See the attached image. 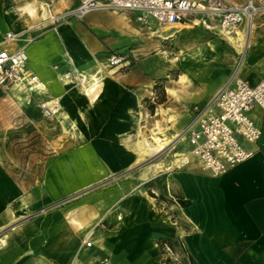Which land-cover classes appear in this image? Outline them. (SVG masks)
Masks as SVG:
<instances>
[{
	"label": "crops",
	"instance_id": "crops-1",
	"mask_svg": "<svg viewBox=\"0 0 264 264\" xmlns=\"http://www.w3.org/2000/svg\"><path fill=\"white\" fill-rule=\"evenodd\" d=\"M70 2L72 8L78 4V0ZM0 14V41L9 30L32 38L25 45L27 68L39 84H45L39 97L49 99L65 91L61 113L65 117L68 111L67 117L83 135L81 141L49 159L38 199L31 190L14 204L20 187L0 164V264H102L104 258L116 264H264V109L259 107L250 111L261 129L259 139L255 143L241 139L254 150L253 155L219 176L204 171L192 155L179 168L175 167L177 157L162 159L164 169L152 173L156 174L153 180L149 174L125 177L10 227L24 208H34L138 162L127 135L139 125L136 107L148 79L136 65L127 71L119 65L105 70L100 61L101 52L126 45L140 33L143 23L134 12L90 11L53 27H43L44 20L37 19L20 27L15 21L8 23L1 10ZM182 23L163 25L150 18L146 24L161 29L163 37H172L174 50L185 62V70L166 85L175 103L166 106L171 110L165 112L177 128L191 119L195 104L205 103L225 83L237 52L217 28ZM241 34L238 30L239 38ZM23 43L11 41L3 46L15 49ZM74 68L84 75L85 83L94 75L100 82L91 106L75 86ZM239 73L250 84L264 77V14L255 17ZM2 93L17 99L36 95L13 85L0 86ZM186 143L173 155L187 154L190 144ZM164 242L172 255L164 250Z\"/></svg>",
	"mask_w": 264,
	"mask_h": 264
},
{
	"label": "rangeland",
	"instance_id": "rangeland-1",
	"mask_svg": "<svg viewBox=\"0 0 264 264\" xmlns=\"http://www.w3.org/2000/svg\"><path fill=\"white\" fill-rule=\"evenodd\" d=\"M70 1L2 0L0 10L3 4H7L3 6L15 7L19 13V18L14 23L20 25V27L29 24L32 19L42 21L45 19L44 17L48 18L52 14L58 15L55 19L50 18V20L42 21L45 24L43 27H53L59 22L67 21L70 18H79L67 16L66 14L62 15L67 10L72 9ZM227 1L239 3L245 0ZM30 4L34 8L33 15H29L26 12ZM23 8L25 12H22ZM44 10L47 12L46 15H42ZM96 11L102 10H92L91 13H96ZM2 22L3 19L0 14V23ZM140 25V33L136 34V36L133 35L129 43L101 52L100 61L105 65V70H110L119 65L120 69L127 71L130 67L136 65L139 71L147 76L148 83L144 88V97L136 107L139 125L131 133L135 134L141 128L143 135L149 139L154 132L157 133V136L160 135V138L162 137L164 141H167V145L158 154L165 161H169L177 157L173 153L181 150L188 141L185 131L191 119L183 126L177 128L170 121L172 117L167 116L165 112L171 110V108H167L166 106H171L172 102H174L169 97L166 85L170 83L172 77L177 76L185 70L183 67L185 62L181 58L182 56H180L181 53L174 50L175 44L172 37H163L165 35L161 29L152 28L146 24ZM218 35L221 36L219 33ZM141 39L143 41H140ZM238 49L237 47L236 59ZM113 53H121L125 56L122 63H109L108 58ZM74 73L76 75L74 78L75 86L82 91V81L79 80V74L82 78H84V75L77 68H74ZM66 78L70 79V77ZM41 90V88L35 89L33 91L36 92V95L20 99L12 98L5 93L0 94V164L12 174L14 182L20 187V195L12 199L14 204L20 199L21 194H26L31 190L32 192L34 191L33 194L38 199L39 186L42 183L44 168L47 166L46 164L49 159L83 139L80 130L76 129L78 126L70 117H64L61 113L62 107L53 116L47 117L42 114L39 102L47 99L39 97L38 92ZM150 160V157L138 160V162L125 169L104 175L86 187L60 197L48 199L34 208H24L19 219L10 225V227L16 226L21 222L36 219L99 188L116 184L125 177L137 179L138 176L143 174L142 172L150 163ZM155 173H161V171ZM150 175L153 174L150 172L148 177ZM155 175L152 176V180L155 179ZM184 264L186 263L184 262Z\"/></svg>",
	"mask_w": 264,
	"mask_h": 264
},
{
	"label": "built area",
	"instance_id": "built-area-1",
	"mask_svg": "<svg viewBox=\"0 0 264 264\" xmlns=\"http://www.w3.org/2000/svg\"><path fill=\"white\" fill-rule=\"evenodd\" d=\"M92 10L131 11L143 24H147L150 18L160 24L188 22L207 29L217 28L222 37L236 39L238 55L228 79L205 103L193 106L185 135L190 144L189 153L204 171L215 176L253 155L254 150L246 148L241 139L255 143L261 135V129L251 118L250 111L254 107L264 109V77L250 84L240 76L239 70L250 47L255 17L264 13V0L239 3L227 0H78L75 7L62 15L81 18ZM238 30L242 32L241 38L238 37ZM31 39L24 37L22 31L9 30L5 33L0 41V86L13 85L28 91L40 88L36 74L27 68L25 45ZM20 40L24 43L15 49L3 46L4 42ZM124 59L121 53H113L108 58L110 64L122 63ZM79 80L82 81L80 74ZM39 107L47 117L60 109L53 98L40 101ZM188 162L186 156H181L175 167ZM84 243L91 245L90 240ZM163 247L166 253L172 255L169 244L164 242ZM102 264L116 263L104 258Z\"/></svg>",
	"mask_w": 264,
	"mask_h": 264
},
{
	"label": "bare ground",
	"instance_id": "bare-ground-1",
	"mask_svg": "<svg viewBox=\"0 0 264 264\" xmlns=\"http://www.w3.org/2000/svg\"><path fill=\"white\" fill-rule=\"evenodd\" d=\"M29 4V3H27ZM26 6V5H25ZM29 6V5H27ZM20 9V8H19ZM33 7L30 6L27 8V11L29 13V15H33ZM43 9V8H42ZM23 11L22 12H25L24 8L22 9ZM1 12L3 14V17L5 18V20L8 22V23H11V22H14L16 21L18 18H19V13L17 12V9H15V7L13 8L12 6H2V9H1ZM67 12V11H66ZM21 13V12H20ZM21 15V14H20ZM43 15H45V11H43ZM56 16L58 15H50L48 18L45 17L44 21L47 19L50 20V18H57ZM180 24H184V23H180ZM180 24H174L173 26H177V25H180ZM165 25V24H164ZM172 26V27H173ZM171 27V26H170ZM55 29V28H54ZM171 35V34H170ZM242 35V34H241ZM240 35V36H241ZM168 37V36H167ZM242 37V36H241ZM240 37V38H241ZM227 39L232 43L233 46L235 47H238V45L236 44V39H234L233 37H227ZM238 39V37H237ZM8 44L10 42H7ZM6 42L3 43V45H6L7 44ZM239 48V47H238ZM199 49V48H198ZM201 50V49H200ZM194 51V50H193ZM192 52V51H191ZM70 58V56H69ZM72 58V57H71ZM70 62V61H69ZM74 63V62H73ZM243 69V68H242ZM241 74V73H240ZM68 80V79H67ZM70 81V80H69ZM87 81V80H86ZM40 87L42 86H45L44 83H41L39 84ZM100 85V82L98 81V79L95 77V75L91 78V81L89 84L85 83V80L82 78V94L85 95L87 98H88V105L91 106L94 102V99H96L98 97V94H97V89ZM19 89V88H18ZM65 92V91H64ZM63 92V93H64ZM62 93V94H63ZM62 94L54 97L53 99L55 100V102H57L60 107H61V101H60V98L62 96ZM80 112V111H79ZM69 114L68 111L65 112V117H67ZM82 116V115H81ZM74 120V119H73ZM139 127V126H138ZM134 134V133H133ZM160 136V135H159ZM159 136H157V133H153L151 135V138H147L146 136L143 135L142 133V130L141 128H139L137 130V132L132 135V134H128L127 135V139L130 138V140H132V146H133V149L136 151L137 153V156L139 158V160L141 159H145L146 157H150L151 160H150V163L147 165V167L143 170V176H147L150 172L151 173H155L159 170H162L164 169V162L161 158V156L158 154L159 151L161 149H163L166 145H167V141H164L162 138H160ZM129 143V142H128ZM131 146V145H130ZM129 146V147H130ZM131 149V148H130ZM133 150V151H134ZM134 151V152H135ZM191 154L188 153L187 154H182V153H175L174 156L176 157L177 156V159L175 160V163L179 160L178 158H180L181 156H186V159L188 160V157L190 156ZM193 157V156H192ZM137 158V159H138ZM136 159V160H137ZM138 161V160H137ZM189 161V160H188ZM141 162V161H140ZM160 172V171H159Z\"/></svg>",
	"mask_w": 264,
	"mask_h": 264
}]
</instances>
